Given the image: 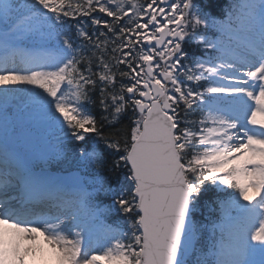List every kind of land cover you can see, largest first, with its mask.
Instances as JSON below:
<instances>
[{"label": "snow or ice", "instance_id": "6c2138e0", "mask_svg": "<svg viewBox=\"0 0 264 264\" xmlns=\"http://www.w3.org/2000/svg\"><path fill=\"white\" fill-rule=\"evenodd\" d=\"M49 250L264 264V0H0V264Z\"/></svg>", "mask_w": 264, "mask_h": 264}, {"label": "rangeland", "instance_id": "374dc122", "mask_svg": "<svg viewBox=\"0 0 264 264\" xmlns=\"http://www.w3.org/2000/svg\"><path fill=\"white\" fill-rule=\"evenodd\" d=\"M23 87V86H21ZM43 238V237H42ZM44 247L47 249L48 247L46 245H44ZM37 259H39L42 263L43 261L40 259V257L38 256ZM44 259H46L48 261V264H54V257L51 254V251L49 250L46 254ZM38 262V261H37Z\"/></svg>", "mask_w": 264, "mask_h": 264}, {"label": "trees", "instance_id": "16d2710c", "mask_svg": "<svg viewBox=\"0 0 264 264\" xmlns=\"http://www.w3.org/2000/svg\"><path fill=\"white\" fill-rule=\"evenodd\" d=\"M223 2H224V3H226V2H227V0H223ZM125 123H127V121H125Z\"/></svg>", "mask_w": 264, "mask_h": 264}]
</instances>
